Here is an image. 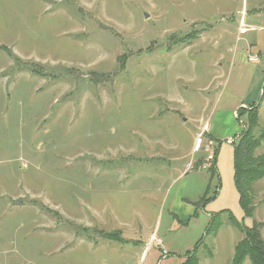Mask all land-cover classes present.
Segmentation results:
<instances>
[{"label": "rangeland", "instance_id": "1", "mask_svg": "<svg viewBox=\"0 0 264 264\" xmlns=\"http://www.w3.org/2000/svg\"><path fill=\"white\" fill-rule=\"evenodd\" d=\"M242 3L0 0V264H181L201 237L188 264H231L244 235L226 212L212 218L224 209L264 241V176L244 217L232 181L241 137L226 143L243 123L225 112L255 64L218 60L251 34L235 29ZM200 95L216 109L201 111ZM206 122L222 136L220 184L194 150ZM242 130L259 139L264 113ZM253 150L264 158L263 142ZM208 184L216 198L196 206Z\"/></svg>", "mask_w": 264, "mask_h": 264}, {"label": "crops", "instance_id": "2", "mask_svg": "<svg viewBox=\"0 0 264 264\" xmlns=\"http://www.w3.org/2000/svg\"><path fill=\"white\" fill-rule=\"evenodd\" d=\"M244 9H246L245 12H244ZM238 13H239V18H238L237 24L235 25V29L237 30L236 31L237 34L246 35V36L249 35V33H251V34L248 37L243 39L244 45L241 47L240 52H239V47H237L236 45H234V47H231L228 45L223 46V51H224V49H225V51L220 53L221 57L218 60L220 62L221 60L225 59L226 56H229L230 60L232 62L233 60L236 59L237 54L240 53L241 57L242 56L244 57V55H246L247 56L246 59H248L249 62L251 61L252 63L255 64V68L250 73V80H249L250 82L248 83L249 78L240 80L238 87L236 89V92L233 93V94H235L234 99L236 97H238L237 101H239V102H236L234 100L231 104L232 105L231 112H229V111L225 112V115L227 116V118H229L230 123H232L234 120H240V122L243 123V126H242V129H243L244 122H245V119L247 116V113H246L247 111H250L253 108H257L259 114L263 115V113H264V0H243L242 8H241V10L238 11ZM241 21L249 29V31L244 33V34H241L239 32V29H238ZM221 29L223 30L224 33L227 32L226 26L224 28H221ZM217 47H219V45H217ZM238 68H240V65L238 66ZM214 78H216V77H214ZM210 80L211 79H209V81L207 83H210ZM220 84H221V82L218 84L219 89L221 86ZM205 85H207V84H205ZM216 100H217V98H216ZM216 100H215V102H211L206 95L205 96L200 95V101H199V105H198L199 109H201V111H202L204 108H206V106H210L211 104H213L212 108H214L213 109V111H214L217 107L216 106L217 105ZM213 111L211 113H214ZM236 111L238 112V115L243 113L242 117L240 116L242 119H240L239 116H238V118H234L233 113ZM231 119H234V120H231ZM199 121H200V123H199L200 126H202L204 121L201 119ZM242 129L240 127H238V128H236V130L230 131L229 134L231 137L228 136V138L226 140L232 139V140L236 141L237 137L240 136ZM198 130H201V129H198ZM207 136H209L214 141L220 140L222 138V136L221 137L218 136V133L214 134L209 126H208ZM232 166H233V153H232ZM215 167H216L217 173H218L219 168L217 166H215ZM184 174H179L178 178L182 177ZM218 175H219V173H218ZM233 175H234V166H233V170H232V181H233ZM209 180H210V175H209ZM263 180H264V178H263ZM233 185H234V181H233ZM234 188H235V186H234ZM208 191H209V184H208V186H206V189H205L204 193L202 194V196H204L205 194L208 195ZM235 191H236V189H235ZM236 194H237V191H236ZM202 196H201V198H202ZM237 196H238V194H237ZM215 198H216V196H215ZM238 201H239V196H238ZM226 211L227 210L224 209V210L219 211L217 213H212L211 216H212V218L217 217ZM186 213L187 214H186L185 218H191V216L196 215V213L194 211L192 213L191 208ZM243 216H244V212H243ZM235 220L237 222H239L236 218H235ZM220 232H221V228H218L216 230V232L213 234L215 236V238H217V236L220 234ZM262 233L263 232H261V235H262ZM202 240H203V237H201V239H199L198 242H196V247L194 248V250L188 251L185 253L184 260L182 261L181 264H183L186 261V259L188 257L187 256L188 253L196 252L195 250L198 247V245L202 242ZM239 241L240 240H238L237 242L239 243ZM237 244L234 245V247L232 249L233 254H234V250H235V247L237 246ZM233 254H232V260H233ZM199 260H198V264H201V261H199ZM232 260H231V264H232Z\"/></svg>", "mask_w": 264, "mask_h": 264}, {"label": "trees", "instance_id": "3", "mask_svg": "<svg viewBox=\"0 0 264 264\" xmlns=\"http://www.w3.org/2000/svg\"><path fill=\"white\" fill-rule=\"evenodd\" d=\"M121 61L122 60L119 59L120 63ZM253 109L257 110V108ZM251 110L246 112L247 116H250ZM242 115L243 113L239 114V117ZM240 137L241 139L239 140V142L237 144L233 143L232 145L234 166L233 181L235 189L239 196L238 204L244 212V217H251L253 209L251 207L250 186L253 184L254 180L264 176V158L260 160L254 159L253 149L260 142L264 143V134H262L259 139H254L250 135H247L244 130H242V132L240 133ZM219 145L220 143H218V146ZM217 148L215 150V159L209 163L210 168L208 171L210 179L216 178L219 182V175L215 167V160L218 152ZM219 184L216 190L213 191V193L210 195V197H207V194H205L197 203H195V205L199 206L200 204L203 206L208 201L214 199L218 193ZM226 213L228 215V220L230 224L236 227L239 231L241 230L244 235V237L235 247L232 264H242V262L247 258L250 260L251 264H264V241L261 238L260 226L255 224L253 225V227H245L241 224L242 222H237L235 220L231 212L226 211ZM214 218L215 217H213V219ZM217 229V225L215 227H211L209 225L206 234H214ZM192 255V253H188L187 259L191 258ZM188 263L189 262L186 260L183 264Z\"/></svg>", "mask_w": 264, "mask_h": 264}, {"label": "built area", "instance_id": "4", "mask_svg": "<svg viewBox=\"0 0 264 264\" xmlns=\"http://www.w3.org/2000/svg\"><path fill=\"white\" fill-rule=\"evenodd\" d=\"M239 32L241 34H244L246 32L249 31V29L245 26V24L241 21L239 24ZM234 118H238V112H234L233 113ZM208 131V122H206L201 130V132L197 135L198 139L197 142L195 143V147L194 150L197 151V147H199V151L200 152H204L207 154L206 157V165L204 164L203 166H201L203 169H207V165L208 163H210L211 161H213L215 159V152H213L212 150H216V148L218 147V143L216 141H214L213 139H211L210 137H206V133ZM227 144H231L233 143L232 139H228L226 140ZM163 257L164 258L167 254V252L165 250L162 251Z\"/></svg>", "mask_w": 264, "mask_h": 264}, {"label": "water", "instance_id": "5", "mask_svg": "<svg viewBox=\"0 0 264 264\" xmlns=\"http://www.w3.org/2000/svg\"><path fill=\"white\" fill-rule=\"evenodd\" d=\"M146 16V15H145Z\"/></svg>", "mask_w": 264, "mask_h": 264}]
</instances>
